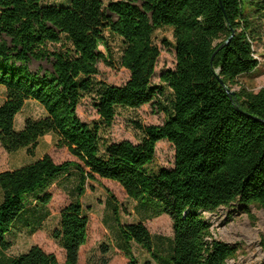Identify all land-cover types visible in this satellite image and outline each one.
<instances>
[{
  "label": "trees",
  "instance_id": "16d2710c",
  "mask_svg": "<svg viewBox=\"0 0 264 264\" xmlns=\"http://www.w3.org/2000/svg\"><path fill=\"white\" fill-rule=\"evenodd\" d=\"M44 0H0V142L9 154L34 156L52 135L76 161L56 163L49 155L0 173V264H60L39 246L8 257L7 237L28 213L27 198L37 196L59 178L74 177V201L61 212L54 239L65 251L64 264H80L88 241L90 217L82 198L89 183L119 184L146 219L166 215L174 238L165 252L143 222L122 224L114 206L121 251L132 259V244L155 264H228L240 248L215 238L204 213L239 205L247 213L264 209V89L239 86L242 76L260 62L255 45L264 36V0H71L68 6ZM135 2H141L139 7ZM116 18H115V17ZM172 28L176 69L163 73L155 86L161 50L154 33ZM123 40L120 66L130 73L125 85L99 81L101 63L112 65L100 50L105 32ZM49 45L66 49L50 52ZM69 45V47H67ZM51 60L52 72L31 71L34 61ZM239 86L233 97L228 91ZM92 98L100 122L84 123L81 101ZM167 98L161 126H139V143L112 142L103 130L112 127L119 109H140ZM28 101L40 104L46 117L16 129ZM175 149L174 169L154 171L157 145ZM93 188V186H91ZM115 200L114 196H111ZM51 194L38 198L41 206ZM264 250V239L261 243ZM131 264H136L131 262ZM145 264H153L147 261Z\"/></svg>",
  "mask_w": 264,
  "mask_h": 264
},
{
  "label": "rangeland",
  "instance_id": "374dc122",
  "mask_svg": "<svg viewBox=\"0 0 264 264\" xmlns=\"http://www.w3.org/2000/svg\"><path fill=\"white\" fill-rule=\"evenodd\" d=\"M70 1L44 0L43 4L62 7L68 6ZM120 1L134 2V0H103L106 8L109 4ZM135 4L142 7L141 2H135ZM105 37L107 45L101 46L100 50L107 55L112 65L100 64L98 80L114 86L125 85L130 79V73L120 66V58L124 49L123 40L108 31L105 32ZM153 38L161 50L153 84L164 86L168 98L172 92L161 82L160 77L163 73L176 69L173 29L157 30ZM48 49L50 52H55L64 51L66 47L49 45ZM255 51L260 66L252 74L242 76L239 79V86L257 93L264 89V36L262 41L256 43ZM30 69L34 73L52 72L53 64L51 60L34 61ZM239 86L234 87L232 91H239ZM167 98L162 99V105L155 101L136 110L119 109L112 127L103 130L104 138L112 142L128 140L139 143L143 138L139 126H161L165 123L166 114L163 112V106L168 105ZM5 100L6 90L0 87V105ZM78 115L84 123L89 125L100 122V116L90 97L81 101ZM45 117L46 112L40 104L28 101L23 111L17 116L16 129L21 131L28 120L38 121ZM45 155L51 156L58 164L76 161L66 148L57 146L52 135H47L42 140L32 157L28 156L25 150L9 154L0 142V173L18 169L43 158ZM174 167V146L168 141L160 142L157 145L156 159L150 168L159 171L160 169L171 170ZM74 184V177L63 176L37 196L27 198L28 213L7 237L13 244V247L6 252L8 257H17L27 253L31 247L39 246L47 253L55 254L60 264L65 263V251L54 239V232L59 228L62 210L74 201L71 194ZM45 194H51L52 201L47 206H41L38 198ZM111 196H114L115 200ZM1 199L0 190V201ZM82 203L90 217V226L88 241L80 253V264H131V262L145 264L147 261H152L155 264L149 254L136 244L131 246L132 259L121 251L118 224L114 215L115 205L119 209V218L122 224L143 222L156 238L157 246L163 251L166 252L169 249L174 238L173 224L168 216L146 219L144 214L139 212L138 204L130 199L123 188L115 182L100 179L97 182L89 183ZM204 218L212 226L216 239L240 248L238 257L229 261L228 264H264V250L261 246L264 239V209L262 207L253 205L251 213L247 214L239 205H233L230 208H220L215 213H204Z\"/></svg>",
  "mask_w": 264,
  "mask_h": 264
},
{
  "label": "water",
  "instance_id": "95a60500",
  "mask_svg": "<svg viewBox=\"0 0 264 264\" xmlns=\"http://www.w3.org/2000/svg\"><path fill=\"white\" fill-rule=\"evenodd\" d=\"M228 93L230 94L231 97H233L235 95V92L230 91V90L228 91Z\"/></svg>",
  "mask_w": 264,
  "mask_h": 264
},
{
  "label": "crops",
  "instance_id": "0c3cea01",
  "mask_svg": "<svg viewBox=\"0 0 264 264\" xmlns=\"http://www.w3.org/2000/svg\"><path fill=\"white\" fill-rule=\"evenodd\" d=\"M1 87V86H0ZM1 202V201H0Z\"/></svg>",
  "mask_w": 264,
  "mask_h": 264
}]
</instances>
